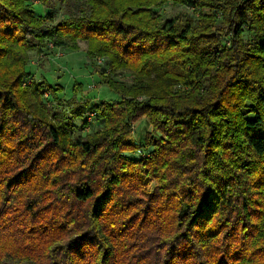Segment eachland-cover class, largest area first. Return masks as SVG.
<instances>
[{
    "label": "trees",
    "instance_id": "16d2710c",
    "mask_svg": "<svg viewBox=\"0 0 264 264\" xmlns=\"http://www.w3.org/2000/svg\"><path fill=\"white\" fill-rule=\"evenodd\" d=\"M33 1L57 0H0V227L21 229L10 245L30 264H264V0L68 1L48 31ZM168 2L200 16L164 21ZM45 39L85 41L107 61L102 84L120 100L97 108L95 133L74 138L33 109L63 91L23 88L26 51ZM143 117L161 137L140 150L130 136Z\"/></svg>",
    "mask_w": 264,
    "mask_h": 264
},
{
    "label": "rangeland",
    "instance_id": "374dc122",
    "mask_svg": "<svg viewBox=\"0 0 264 264\" xmlns=\"http://www.w3.org/2000/svg\"><path fill=\"white\" fill-rule=\"evenodd\" d=\"M64 2L56 1L52 9H48L43 6L39 1H33L30 3V8L34 12L36 18H47L50 16V21L44 22L46 31L52 30L57 24L66 20L68 17L66 13V4ZM156 12L162 17L164 21L171 20L179 15H194V11L188 7L174 5L171 2L164 4L162 7L156 9ZM198 12V11H197ZM209 14H220L218 19H221V12L218 10H207ZM201 12L194 15L196 18L200 16ZM0 15H2L0 9ZM247 39H252V36L247 35ZM78 51L70 50L69 48L56 47L52 41L45 39L43 45L36 42L35 46L28 48L26 51L28 64L26 67L30 78L34 79L33 87L28 86L30 92H33L34 86L42 83H46L47 87L51 85L54 89L62 88V92H58L56 97H53L49 91H45L41 98L34 96L33 109L40 110L47 108L50 110L53 122L57 126H61L65 129L71 128L74 138L87 134L95 133L103 125V121L99 117H96L97 108L103 102H112L114 100H120V97L111 92L106 86L102 84L103 72L110 74L106 60H100V58L90 59L88 52V44L85 41H78ZM230 47L229 38L223 39L220 49L224 50ZM100 68H103L102 70ZM29 78V77H28ZM27 79V77L25 78ZM115 79L117 81L125 82L130 87L133 82L128 72L120 70L116 73ZM25 82V80H24ZM49 84V85H48ZM82 85V89L77 92L74 91L75 87ZM175 92L183 94L186 87L182 85H176ZM76 96V97H75ZM247 106L251 103L247 102ZM58 113L59 117L55 118L54 114ZM247 118H252L251 115ZM135 129L131 128L130 141L137 144L139 149H144L147 137L150 134H155L157 138H160L159 133L153 132V126L147 117H143L138 122L132 125ZM154 148L146 150V154H150ZM126 155L140 159L138 151L126 152ZM154 187V182H148V187L142 193V197L147 199L151 194ZM21 229H15L12 231L9 227H0V252L4 254V262L7 264H30L32 262L31 252L28 254L18 252L19 245L15 247L10 244L13 242L11 238L15 239V236L20 237L19 231ZM5 250H9L10 254H6ZM45 253V252H44ZM16 254V257L13 256ZM37 262L45 264L43 255L39 258L36 257ZM38 263V264H39Z\"/></svg>",
    "mask_w": 264,
    "mask_h": 264
},
{
    "label": "built area",
    "instance_id": "2783aa9c",
    "mask_svg": "<svg viewBox=\"0 0 264 264\" xmlns=\"http://www.w3.org/2000/svg\"><path fill=\"white\" fill-rule=\"evenodd\" d=\"M33 83H34V79H32V78L29 77V78H27L25 80V82L23 83V86L24 87L32 86ZM133 128L135 129V127H133Z\"/></svg>",
    "mask_w": 264,
    "mask_h": 264
}]
</instances>
